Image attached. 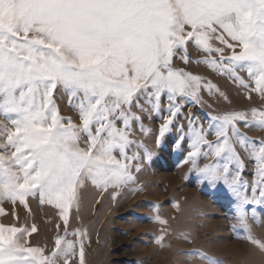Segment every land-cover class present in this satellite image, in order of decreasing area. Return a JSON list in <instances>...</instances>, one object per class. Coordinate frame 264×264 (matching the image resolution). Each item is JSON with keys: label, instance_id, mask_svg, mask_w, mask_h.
Listing matches in <instances>:
<instances>
[{"label": "snow or ice", "instance_id": "snow-or-ice-1", "mask_svg": "<svg viewBox=\"0 0 264 264\" xmlns=\"http://www.w3.org/2000/svg\"><path fill=\"white\" fill-rule=\"evenodd\" d=\"M189 42L208 56L219 54V60L203 62L248 88L237 74L246 70L255 83L251 91L264 95V0H0V115L12 125L0 124V203L27 207V198L38 195L41 204L60 210L67 236L69 211L78 208V189L86 181L102 191L134 182L139 157L127 149L136 143L131 122L141 117L133 108L158 111L165 97L163 136L181 113L180 100L199 99L205 86L200 76L173 67L177 57L189 62ZM58 88L68 92L70 106L78 100L79 125L60 116ZM213 119L214 142L190 119L192 150L185 163L205 182L222 181L231 189L238 222L247 227L245 206L264 205V139L251 140L237 122L264 129V110H252L254 125L243 112ZM202 151L223 164L199 167ZM247 161L254 162L251 184L243 177ZM36 231L35 225L0 224V264H71L77 245L65 237L57 236L49 255L21 243ZM247 239L264 252V240L251 234ZM191 255L213 264L205 253ZM78 257L85 264L82 241Z\"/></svg>", "mask_w": 264, "mask_h": 264}, {"label": "rangeland", "instance_id": "rangeland-1", "mask_svg": "<svg viewBox=\"0 0 264 264\" xmlns=\"http://www.w3.org/2000/svg\"><path fill=\"white\" fill-rule=\"evenodd\" d=\"M236 50L240 51L239 48ZM187 53L189 62L184 63L177 57L173 67L200 76L205 86L198 92L199 99L184 97L180 100L181 113L163 136L160 127L169 116L165 97H162L158 111L140 112L133 108V112L141 117L140 121L131 122V139L136 143L127 149L129 156L136 154L139 157L133 162L140 165L139 171L132 168L134 182L102 191L86 181L78 189V208L74 204L69 211L67 236L60 210L46 202L41 204L38 195L27 198V207L19 201L0 203L5 210L0 214V224L29 230L35 225L37 231L21 237V243L27 241L26 246L40 247L46 255L54 249L57 236L74 241L77 255L71 264H79L80 241L84 245L85 264H206L191 255L197 252L207 254L213 264H264V252L247 239L251 234L264 240V205L245 206L249 217L245 227L238 222L236 198L231 189L222 181L205 182L190 162L185 163L192 150L190 119L191 126L202 127L207 139L214 142L215 128L210 129V125L214 126L218 121L213 117L243 112L254 125L252 110H264V95L251 91L255 83L246 70L237 74L248 88L226 72L203 62L206 57L219 60V54L208 56L192 42L188 44ZM230 54L226 50L225 55ZM209 82L215 86L211 91L206 86ZM55 96L60 116L65 121L70 117L79 125L81 120L75 107L78 100L74 99L70 106L69 94L62 88L56 90ZM141 103L145 108L150 107L143 98ZM237 123L240 131L251 140L264 139V129L245 127L243 121ZM0 124L12 128L2 115ZM81 146H84L83 141ZM202 147L208 151L206 146ZM114 154L120 158L118 150ZM196 161L199 167L223 164L215 156L206 157L203 151ZM253 167V161L246 162L243 177L249 184L253 180ZM190 187L192 189H188ZM248 195L251 196L250 191ZM157 216L167 223H159ZM77 230L85 235H71ZM162 235L164 239L157 243ZM243 248L253 250V254L243 253Z\"/></svg>", "mask_w": 264, "mask_h": 264}, {"label": "bare ground", "instance_id": "bare-ground-1", "mask_svg": "<svg viewBox=\"0 0 264 264\" xmlns=\"http://www.w3.org/2000/svg\"><path fill=\"white\" fill-rule=\"evenodd\" d=\"M245 248V247H244ZM244 248H243V250H241L243 253H247V252H249V253H252L253 254V250H251V251H247L246 249L244 250ZM231 250V248L230 247H228V251H230ZM260 255V254H259ZM236 261V260H235Z\"/></svg>", "mask_w": 264, "mask_h": 264}, {"label": "crops", "instance_id": "crops-1", "mask_svg": "<svg viewBox=\"0 0 264 264\" xmlns=\"http://www.w3.org/2000/svg\"><path fill=\"white\" fill-rule=\"evenodd\" d=\"M168 182H170V181H168ZM186 189V188H185ZM188 189H192L191 187L190 188H188ZM192 191V190H191ZM196 191V190H195ZM197 192V191H196ZM186 194H190V193H186Z\"/></svg>", "mask_w": 264, "mask_h": 264}]
</instances>
